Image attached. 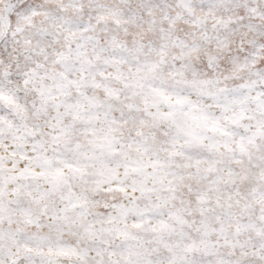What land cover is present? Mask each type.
<instances>
[{
  "label": "snow or ice",
  "instance_id": "6c2138e0",
  "mask_svg": "<svg viewBox=\"0 0 264 264\" xmlns=\"http://www.w3.org/2000/svg\"><path fill=\"white\" fill-rule=\"evenodd\" d=\"M0 264H264V0H0Z\"/></svg>",
  "mask_w": 264,
  "mask_h": 264
}]
</instances>
